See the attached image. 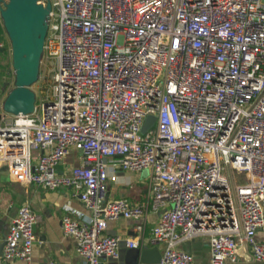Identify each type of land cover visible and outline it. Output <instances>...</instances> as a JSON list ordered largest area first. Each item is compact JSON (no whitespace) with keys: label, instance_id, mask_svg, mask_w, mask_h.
<instances>
[{"label":"built area","instance_id":"built-area-1","mask_svg":"<svg viewBox=\"0 0 264 264\" xmlns=\"http://www.w3.org/2000/svg\"><path fill=\"white\" fill-rule=\"evenodd\" d=\"M39 2H51L52 92L32 113L0 114V162L19 182L73 188L92 214L66 207L62 229L83 263L119 258L109 220L151 212L160 264H193L176 244L200 235L211 264L245 259V242L264 263V0ZM72 148L81 164L60 173ZM121 172H146L147 203L108 199ZM39 219L19 208L0 264H32Z\"/></svg>","mask_w":264,"mask_h":264},{"label":"crops","instance_id":"crops-1","mask_svg":"<svg viewBox=\"0 0 264 264\" xmlns=\"http://www.w3.org/2000/svg\"><path fill=\"white\" fill-rule=\"evenodd\" d=\"M34 151L33 155L38 156ZM82 152L72 148L68 156L58 165L60 173H68L72 166L81 164ZM147 175L139 172H121L119 181L110 182L107 193L108 199L125 198L134 203H147L148 179ZM29 205L40 219L34 227L36 240L33 247L32 264H84L83 258L76 250V241L66 236L62 229L63 217L67 214L66 207H70L84 216H91L92 212L75 191L70 187L51 190L31 183L19 182L10 174L7 166L0 162V254L8 236L10 225L22 205ZM74 212L73 217L82 218ZM158 220L157 213H149L141 220L119 217L108 221L106 233L119 236L122 239L120 256L116 259H106L102 264H143L141 263L142 247H158L163 253L166 244L156 243L152 229ZM139 225H145L143 231ZM131 238L143 244L140 253L126 245V239ZM256 238L264 242V228L259 229ZM177 249L193 254V264H211L210 243L207 236H196L193 239L180 241ZM139 250V249H138ZM245 259L232 264H264L248 258V250H241ZM160 264V263H159Z\"/></svg>","mask_w":264,"mask_h":264},{"label":"water","instance_id":"water-1","mask_svg":"<svg viewBox=\"0 0 264 264\" xmlns=\"http://www.w3.org/2000/svg\"><path fill=\"white\" fill-rule=\"evenodd\" d=\"M50 10L51 2L44 5L39 0H0L1 16L12 44L15 71V86L9 91L3 103L5 112L29 114L35 110L37 94L32 85L40 77ZM0 50L4 48L1 47ZM154 121L153 116L148 117L142 131L146 132ZM244 247L248 250L246 242ZM134 249L140 253V248ZM141 249V263L161 262L162 253L157 246Z\"/></svg>","mask_w":264,"mask_h":264},{"label":"rangeland","instance_id":"rangeland-1","mask_svg":"<svg viewBox=\"0 0 264 264\" xmlns=\"http://www.w3.org/2000/svg\"><path fill=\"white\" fill-rule=\"evenodd\" d=\"M1 47L4 48V50H0V114L4 111L3 103L6 96L15 86L12 44L4 27L0 12V48ZM54 69V63L48 62L43 55L39 80L32 85V89L37 94V102L51 94Z\"/></svg>","mask_w":264,"mask_h":264}]
</instances>
